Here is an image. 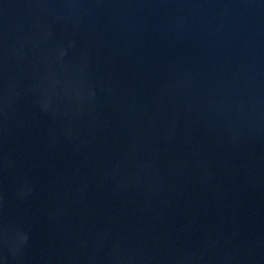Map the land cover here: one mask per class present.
<instances>
[{"label":"water","instance_id":"1","mask_svg":"<svg viewBox=\"0 0 264 264\" xmlns=\"http://www.w3.org/2000/svg\"><path fill=\"white\" fill-rule=\"evenodd\" d=\"M0 264H264V0H0Z\"/></svg>","mask_w":264,"mask_h":264}]
</instances>
